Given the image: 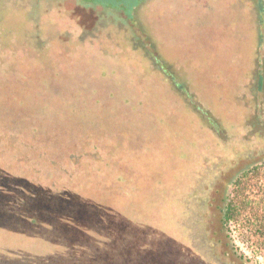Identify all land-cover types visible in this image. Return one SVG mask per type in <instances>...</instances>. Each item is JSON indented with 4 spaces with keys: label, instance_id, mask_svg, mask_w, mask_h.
<instances>
[{
    "label": "rangeland",
    "instance_id": "obj_1",
    "mask_svg": "<svg viewBox=\"0 0 264 264\" xmlns=\"http://www.w3.org/2000/svg\"><path fill=\"white\" fill-rule=\"evenodd\" d=\"M229 30L246 38L252 35L257 43L253 44L250 39V43L236 47L227 38ZM81 43L87 44L88 49ZM36 46L42 51L48 50L50 55L59 54L65 47H69L71 53L52 60L26 55L25 49ZM254 46L256 55H252ZM233 53L236 54L229 57ZM263 57L264 0H141L132 9L85 0H0V58H4L0 60V100L7 98L8 110H16L1 120L0 128L14 131V126L21 124L19 115L24 106L28 104L25 108H33L40 106L37 103L45 104L53 129L59 126L62 134L51 139L60 141L61 148L52 146L44 152L52 155L58 164L53 159L47 162L37 158L28 164L39 167L38 175L42 178L49 175L64 186L127 210L126 198L115 192V186L105 179V174L90 173L88 154L67 160L73 127H81L82 115L90 120L92 115L65 105L61 120H57L54 114L58 98L54 95L52 101L49 86L47 101L42 99L45 88L41 82L52 72L44 75L38 70L48 71V63L55 60L62 61L65 72L52 74V77L80 74L85 64H95L92 62L102 63V70L106 69L104 65L118 68L122 74L131 76L129 84L134 81L130 84L132 92L138 94L137 86H140L147 101L153 97L156 106L170 108L166 111H175L188 122H180L183 124L180 129L188 130L186 140L181 130L174 132L176 140L183 143V146L177 145L176 155L180 153L185 157L177 162L173 177L176 194L170 210H160L161 220L167 225L164 227L171 231L156 228L155 234L179 238L184 229L194 247L210 261L264 264V254L254 252L221 222V210L235 177L252 163L264 161V91L257 86V91L253 89L254 72L256 75L262 70ZM151 59L160 66L163 61L171 62L175 80L188 84L197 93V99L221 118L224 129L204 126L208 122L206 118L189 107L185 98L189 96L187 88L183 89L187 95L182 98L181 92L166 84L167 77L151 69ZM220 61H230L237 73L234 74V68L226 62L227 67L222 70L217 66ZM63 101L66 103V99ZM84 108L90 107L84 105ZM208 119L218 127L211 117ZM163 172L144 173L142 178L161 176ZM158 182L162 183V179ZM142 184L145 188L150 184L156 186L148 178L142 179ZM196 193L198 198L191 200L192 210L185 220L186 227L181 228L183 214L179 209L186 202L184 194L195 197ZM141 202L148 205V195H142ZM155 219V216L149 218L150 221Z\"/></svg>",
    "mask_w": 264,
    "mask_h": 264
},
{
    "label": "trees",
    "instance_id": "obj_2",
    "mask_svg": "<svg viewBox=\"0 0 264 264\" xmlns=\"http://www.w3.org/2000/svg\"><path fill=\"white\" fill-rule=\"evenodd\" d=\"M85 1L132 9L141 0ZM227 36L236 47L237 44L250 43V39L253 44L257 43L252 35L246 38L229 30ZM81 46L88 49L87 44L81 43ZM36 48L24 51L28 56L37 55L35 59L51 60L56 59L55 56L59 59L71 53L69 47L56 55ZM255 48L252 55H256ZM151 61V69L167 77L166 84L172 90L181 92L182 98L187 95L183 90L187 88V97L191 102L185 98L189 107L206 118L208 122L204 126L224 129L221 128V118L197 99V93L188 84L175 80L171 62L163 61L160 66L155 59ZM224 62L233 67L230 61H220L217 66L225 71L227 66ZM95 64H85L82 73H71L63 78L52 77V74L65 72L62 61L49 62L48 71L39 68L44 75L52 72L46 81L41 82L45 88L42 99L47 101L49 86L52 101L54 95L58 98L54 116L59 121L65 105L92 115L91 120L82 115L81 127H73L67 160L73 161L79 155L88 154L90 173L105 174V179L115 186V192L126 198L128 209L96 200L60 184L49 175L44 178L38 175L39 167L28 162L33 158L51 162L54 157L44 150L52 146L61 148L60 141L51 139L62 133L58 130L59 126L53 129L45 104L37 103L39 107L25 108L27 104L19 115L21 124L15 125L14 131L0 128V264H219L200 253L184 229L179 238L155 234L156 228L171 231L164 227L167 225L161 220L160 210H170L173 195L176 194L173 177L177 162L185 157L180 153L176 155L177 145L183 146V143L176 140L174 132L181 130L183 124L180 122L186 124L187 120L175 111L167 112L170 108L156 106L153 97L147 101V95L140 92V86H137L138 94L132 92L130 84L134 81L129 84V74H122L118 68L108 65H104L106 69L102 70V63L100 66ZM261 65L262 70L256 73L258 81L254 72V91H257L256 86L264 91V57ZM233 68L236 74L237 69ZM192 98H195L194 102ZM1 99L0 122L7 114L16 111L8 110L10 102L7 98ZM84 105L90 108H84ZM208 117L217 128L209 123ZM187 131L181 130L184 139L188 137ZM53 162L58 164L54 159ZM157 170L164 172L161 176L147 177L156 186L150 184L145 188L142 179L147 178H142V175ZM159 179L162 183L158 182ZM142 195H148V205L142 204ZM168 195L171 196L167 198ZM194 196L189 194L186 197L184 194L186 202L179 209L183 214L181 228L186 227L185 220L192 210L191 200L198 198V194ZM221 211L223 226L254 252L264 254V161L252 163L235 177ZM151 216L156 219L150 221ZM176 233L179 234V230Z\"/></svg>",
    "mask_w": 264,
    "mask_h": 264
}]
</instances>
